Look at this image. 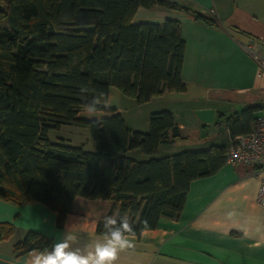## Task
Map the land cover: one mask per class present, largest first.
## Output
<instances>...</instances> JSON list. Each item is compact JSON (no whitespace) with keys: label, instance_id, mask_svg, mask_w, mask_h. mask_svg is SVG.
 I'll return each instance as SVG.
<instances>
[{"label":"trees","instance_id":"trees-1","mask_svg":"<svg viewBox=\"0 0 264 264\" xmlns=\"http://www.w3.org/2000/svg\"><path fill=\"white\" fill-rule=\"evenodd\" d=\"M183 10L164 0H0V199L43 203L62 228L77 196L110 203L108 215L125 214L137 236L161 217L182 210L192 180L225 164V147L210 146L155 157L158 147L181 137L169 110L152 112L148 131L126 127L107 106L99 119L79 116L90 96L83 86L109 95L114 86L137 104L164 91L182 92L185 41L181 24L131 23L139 7ZM217 25L216 17L194 13ZM258 107L225 119L232 138L251 131ZM64 125L87 127L94 151L48 132ZM138 149L149 158L126 153ZM97 223L99 233L102 221ZM14 232L0 222V239ZM51 237L29 230L13 245L17 254L51 250Z\"/></svg>","mask_w":264,"mask_h":264},{"label":"crops","instance_id":"crops-1","mask_svg":"<svg viewBox=\"0 0 264 264\" xmlns=\"http://www.w3.org/2000/svg\"><path fill=\"white\" fill-rule=\"evenodd\" d=\"M174 3L185 9L139 7L131 23L179 21L185 41L181 73L186 90L164 91L142 104L114 86L108 95V106L134 131H148L152 112H172L181 137L160 145L155 157L210 146L226 148L233 139L225 125L227 116L245 106L258 107L256 116L264 113V75L257 76L256 64L247 52L249 48L264 50V0ZM194 13L214 16L218 23L205 25ZM207 108L214 110L211 123L195 114V110ZM106 115L109 113L102 111L100 118ZM79 116L97 119L84 110ZM126 154L137 160L149 158L138 149ZM263 174L252 165L225 163L213 174L192 180L179 214L161 217L154 229L143 230L136 236L135 246L120 254L117 264H264V207L257 203ZM109 206L107 200L77 196L63 227L57 228L55 212L43 203L14 204L0 199V222L14 227L11 236L0 239V264H28L37 250L17 254L13 245L29 230L51 237L54 243L68 233H79L71 248L83 250L89 237H96L97 223Z\"/></svg>","mask_w":264,"mask_h":264},{"label":"clouds","instance_id":"clouds-1","mask_svg":"<svg viewBox=\"0 0 264 264\" xmlns=\"http://www.w3.org/2000/svg\"><path fill=\"white\" fill-rule=\"evenodd\" d=\"M80 92L90 96L83 110L99 119L109 104L107 93L87 86L81 87ZM136 236L134 223L128 215H108L103 218L99 233L95 238L89 237L83 250H72L71 244L78 240L79 233H68L51 250L34 251L28 264H117L120 254L135 246Z\"/></svg>","mask_w":264,"mask_h":264},{"label":"built area","instance_id":"built-area-1","mask_svg":"<svg viewBox=\"0 0 264 264\" xmlns=\"http://www.w3.org/2000/svg\"><path fill=\"white\" fill-rule=\"evenodd\" d=\"M174 1V0H164ZM257 67V76L264 75V50L249 48L247 50ZM225 163L230 165H252L264 173V113L256 116L251 131L239 134L225 148ZM257 203L264 207V174L260 179Z\"/></svg>","mask_w":264,"mask_h":264},{"label":"rangeland","instance_id":"rangeland-1","mask_svg":"<svg viewBox=\"0 0 264 264\" xmlns=\"http://www.w3.org/2000/svg\"><path fill=\"white\" fill-rule=\"evenodd\" d=\"M123 105L128 108V106H126L125 103ZM129 111L130 110H128V112ZM255 113H259V110H257ZM48 137L50 141L52 142H56L59 137H65L69 140H72L73 143L81 142L82 146L87 151L95 150V143L92 140L90 131L87 127L75 126V125H64L60 129H51L48 132ZM79 140H82V141H79Z\"/></svg>","mask_w":264,"mask_h":264},{"label":"water","instance_id":"water-1","mask_svg":"<svg viewBox=\"0 0 264 264\" xmlns=\"http://www.w3.org/2000/svg\"><path fill=\"white\" fill-rule=\"evenodd\" d=\"M255 105L257 106V105H259V103L255 104ZM195 114L204 123H211L213 121V117H214V110L211 108L197 109V110H195Z\"/></svg>","mask_w":264,"mask_h":264}]
</instances>
